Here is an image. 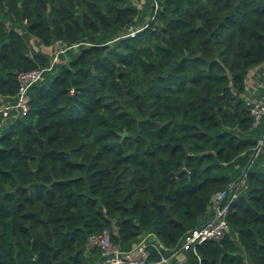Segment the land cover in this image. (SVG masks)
Wrapping results in <instances>:
<instances>
[{
	"label": "trees",
	"instance_id": "obj_1",
	"mask_svg": "<svg viewBox=\"0 0 264 264\" xmlns=\"http://www.w3.org/2000/svg\"><path fill=\"white\" fill-rule=\"evenodd\" d=\"M33 70L0 118V264H95L103 229L155 263L220 191L183 264H264V0H0V107Z\"/></svg>",
	"mask_w": 264,
	"mask_h": 264
},
{
	"label": "built area",
	"instance_id": "obj_2",
	"mask_svg": "<svg viewBox=\"0 0 264 264\" xmlns=\"http://www.w3.org/2000/svg\"><path fill=\"white\" fill-rule=\"evenodd\" d=\"M139 30L130 29L129 37H134ZM42 70H33L20 73L16 80L19 84L16 95L10 102H5L0 107L1 121L6 119H14L17 117H25L29 111V95L28 89L36 82L43 80ZM250 115L256 121L263 120L264 123V99L251 100L249 108ZM229 191L230 188L228 189ZM226 197L225 191L217 192L211 198V206L213 209V217L205 225L200 228L189 231L179 248L170 251L168 256H161L155 263H151L149 251L143 243L133 246L129 251L122 252L118 246L114 245L110 240V234L107 229H103L100 233L89 236L88 241L100 251V260L95 264H183L184 253L192 249L195 245H199L207 240H220L227 230L225 215L227 205L222 206V202ZM236 197L234 191L231 199ZM159 248H163L161 245Z\"/></svg>",
	"mask_w": 264,
	"mask_h": 264
},
{
	"label": "water",
	"instance_id": "obj_3",
	"mask_svg": "<svg viewBox=\"0 0 264 264\" xmlns=\"http://www.w3.org/2000/svg\"><path fill=\"white\" fill-rule=\"evenodd\" d=\"M5 42H6V41H5ZM173 68H174V65H171V66L169 67L168 71L164 74V77L170 75V73H171V71L173 70ZM124 136H125V134H122V137H124ZM245 171H246V169H245Z\"/></svg>",
	"mask_w": 264,
	"mask_h": 264
}]
</instances>
